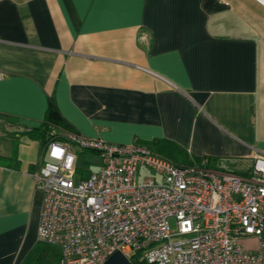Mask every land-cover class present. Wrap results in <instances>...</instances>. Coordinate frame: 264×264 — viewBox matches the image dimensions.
<instances>
[{
	"label": "crops",
	"instance_id": "obj_1",
	"mask_svg": "<svg viewBox=\"0 0 264 264\" xmlns=\"http://www.w3.org/2000/svg\"><path fill=\"white\" fill-rule=\"evenodd\" d=\"M50 98L72 132L164 140L247 175L235 166L264 156V0H0V264H34L45 245L32 178L43 147L25 124ZM47 245L38 264L58 259Z\"/></svg>",
	"mask_w": 264,
	"mask_h": 264
},
{
	"label": "built area",
	"instance_id": "obj_2",
	"mask_svg": "<svg viewBox=\"0 0 264 264\" xmlns=\"http://www.w3.org/2000/svg\"><path fill=\"white\" fill-rule=\"evenodd\" d=\"M49 135L32 178L41 194L36 242L59 248L54 264H102L114 251L149 264H264V156L239 175L178 164L135 142ZM81 152H93L99 168L75 179ZM139 165L156 177L136 181Z\"/></svg>",
	"mask_w": 264,
	"mask_h": 264
},
{
	"label": "trees",
	"instance_id": "obj_3",
	"mask_svg": "<svg viewBox=\"0 0 264 264\" xmlns=\"http://www.w3.org/2000/svg\"><path fill=\"white\" fill-rule=\"evenodd\" d=\"M25 127H28L31 131L35 132L36 138L40 139L42 143V147L51 139V136L49 135V131L51 129H55V130L64 129L66 131H71V129H69V127L65 124V121L59 115L56 106L54 104V101L51 98L48 99V105L45 110L43 120L34 125L25 124ZM54 139L62 140V138H58V137L56 138L54 137ZM144 146L149 148L151 151L160 153L165 157L172 159L177 163L189 164L198 160L197 158L189 157L188 155H186V153H184L175 144L164 140L154 141L152 144L150 145L145 144ZM205 161L208 166L215 167L216 163L213 162L217 161V159L205 157ZM49 246L51 245H47V243H45L43 247L36 246L34 248V257L30 256L32 257V259L35 260L34 264H38L37 262L38 261L40 262V260L44 258L45 255L43 254L44 251L43 249ZM130 261L132 264H149L137 258L136 254H133L130 257Z\"/></svg>",
	"mask_w": 264,
	"mask_h": 264
},
{
	"label": "rangeland",
	"instance_id": "obj_4",
	"mask_svg": "<svg viewBox=\"0 0 264 264\" xmlns=\"http://www.w3.org/2000/svg\"><path fill=\"white\" fill-rule=\"evenodd\" d=\"M259 80L260 81L258 85V93L261 94L262 90L261 88H259L260 86H262V80H263L261 73H260ZM254 119H255L258 132H262V134L264 135V105L257 104V106L254 108ZM76 163H77V169H76L75 179L79 177H85L90 173V171H93L99 168L97 156L96 155L92 156V159H90L88 157V154L83 153V152L77 154ZM246 168H249V169L252 168V163L250 161H242L240 162V164L235 166V169L237 170L238 173L245 171ZM249 173L250 172H248V174ZM143 177H154L155 178L156 173L150 168L139 165L137 166V175L135 177V180L140 181L142 180ZM170 225L171 226L173 225L172 221H170ZM246 244L251 245L252 241H246Z\"/></svg>",
	"mask_w": 264,
	"mask_h": 264
},
{
	"label": "water",
	"instance_id": "obj_5",
	"mask_svg": "<svg viewBox=\"0 0 264 264\" xmlns=\"http://www.w3.org/2000/svg\"><path fill=\"white\" fill-rule=\"evenodd\" d=\"M102 264H132L122 253L114 251L111 253Z\"/></svg>",
	"mask_w": 264,
	"mask_h": 264
}]
</instances>
